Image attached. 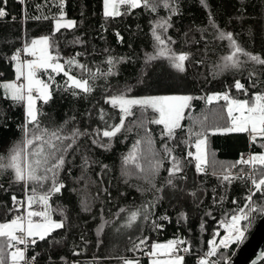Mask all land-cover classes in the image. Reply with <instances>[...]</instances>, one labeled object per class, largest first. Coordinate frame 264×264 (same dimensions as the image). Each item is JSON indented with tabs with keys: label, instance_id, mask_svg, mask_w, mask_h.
<instances>
[{
	"label": "trees",
	"instance_id": "16d2710c",
	"mask_svg": "<svg viewBox=\"0 0 264 264\" xmlns=\"http://www.w3.org/2000/svg\"><path fill=\"white\" fill-rule=\"evenodd\" d=\"M180 3L182 14L172 17L173 26L164 35L165 39L170 37L174 41L169 45L173 52L189 55L184 72L172 68L166 58L148 59L149 54L156 53L152 22L168 16L163 6L155 13L138 8L106 19L103 0H65V17L76 21V27L62 28L53 35V18L60 11L58 0H25L23 4L20 0H0V7L7 13L0 18V81L15 77L7 57L30 39L45 35L51 37V52L54 56L58 54L59 61L64 64L65 60L75 57L88 69L71 66L72 75L88 80L92 86L89 94L77 89L76 96L62 87L66 80L62 72L51 69L47 73L38 72L49 83L53 94L48 103L37 102L41 128H62L66 134L78 128L92 133L105 126V121L99 118L101 109L107 113V123H118L119 110L104 101L106 96L121 91H126L128 96L186 93L193 97L190 107L184 110L181 128L175 130L172 139L161 135V125L148 123L157 113L138 106L133 109L135 115L127 119L125 130L112 139L108 150L93 145L91 135L79 137L69 149L67 163L59 174L64 188L49 201L53 209L63 210L54 212L52 218L62 220L65 226L29 247L26 253L29 258L36 256L38 264H124L125 260L149 264L150 257L145 252L150 251L153 242L177 238L185 240L190 247V252L182 254L185 264H197L198 257L207 251V242L213 233L221 234L224 230L219 222L237 207L232 201L243 206L250 182L235 179L231 184L221 183L212 168L207 174L197 173L195 161L188 157L189 151L195 153V137L190 139L188 130L200 131L202 127L211 129L225 124L226 102L214 99L209 103L208 96L228 93L244 100L253 93L264 92V66L248 62L239 69L220 71L217 68L229 52V42L218 39L217 30L233 33L243 48L264 57V8L260 7L261 0H208V9L198 0H180ZM37 5L41 7L38 9ZM34 16L50 18L35 20ZM109 57L120 62L115 64L113 74L104 76L102 73H107L110 67ZM69 67L65 65V70ZM92 73H96L95 78ZM250 73L254 75L250 77ZM49 75L54 79L49 81ZM237 80L248 95L234 87ZM23 122V106L0 97V156H7L9 149L21 139ZM149 137L153 142L151 151L146 142ZM137 140L142 141L138 162L145 169L143 173L134 164L126 169L122 164L123 157ZM261 143L264 141L250 144L247 133L212 134L209 131L207 136V147L214 154L217 169L221 164L234 163L242 155L264 151ZM164 145L172 149V156L184 166L182 178L173 180L175 188L167 183V169L171 166L167 159L163 160L158 174L149 175V161L164 156ZM85 158L89 160L88 165L83 163ZM241 168L248 171L238 165L234 173H239ZM11 177V170H0V222L17 215L11 197L15 195L23 200L25 196L24 185L15 183ZM254 200L264 203L260 193ZM146 204L152 205L148 209L149 218L138 216L129 226V213ZM253 215L248 234L260 214ZM155 224L161 226L157 228ZM145 237L146 244L134 249L133 245ZM237 249L238 244L233 243L212 258L222 264L221 253L231 260ZM252 264H264V255Z\"/></svg>",
	"mask_w": 264,
	"mask_h": 264
},
{
	"label": "snow or ice",
	"instance_id": "6c2138e0",
	"mask_svg": "<svg viewBox=\"0 0 264 264\" xmlns=\"http://www.w3.org/2000/svg\"><path fill=\"white\" fill-rule=\"evenodd\" d=\"M24 2L25 0H20V3L23 4ZM198 3L205 9L209 8L208 0H198ZM64 6L65 0H58L60 11L59 16L53 18V35L62 28L72 29L76 27V21L65 18ZM161 6L168 11V16L160 17L152 22L151 33L155 41L156 53L154 56L149 54L148 59L166 58L172 68L178 72H184L185 61L189 59V55L173 52L169 45L174 41H171L170 37L165 39L164 35L173 26L172 17L182 14L180 0H103V15L107 19L130 13L138 8L155 13ZM40 7L37 5L38 9ZM260 7L264 8V0H261ZM122 8L124 11H121ZM6 15L5 9L0 7V18ZM243 15L242 12L241 16ZM49 18L48 16L32 17L35 20ZM211 18V14H209V19ZM212 26L215 27L214 22ZM217 31L218 39H226L229 42L228 54L223 56L222 62L217 65L220 71L239 69L248 62L264 66V57L243 48L233 33ZM117 35L119 36V34ZM52 48L51 37L47 35L26 42L22 48L16 49L11 56L7 57L14 68L15 79L0 81V97L11 101L13 105H21L24 108V122L20 125L21 139L9 149L7 156H0V170H11L12 180L18 184L22 183L25 187L23 200H18L15 195L11 197L13 209L17 215L13 216L11 220L0 222V264H38L36 256L31 258L26 256L29 247L35 246L38 241H44L55 230L65 226L62 220L56 221L52 218L54 212H62L63 210L53 209L49 201L64 188V184L59 180V174L67 163L65 157L69 149L76 144L79 137L91 135L93 145L108 150L112 139L125 130L127 119L135 115L133 109L138 106L141 109L151 108L153 112L157 113L158 115L148 123L161 125V135L172 139L175 136V130L181 128V121L185 118L184 110L190 107V101L193 99L192 96L188 95L135 98L129 97L126 91H121L106 96L104 101L119 110L118 123H107L105 119L107 113L101 109L99 118L105 121V126L103 129H94L92 133H88L86 130L81 131L78 128L67 134L63 132L62 128L54 130L41 128L39 121L41 112L37 102L42 101L46 104L53 98V94L50 91L49 83L40 79L37 75L38 72L43 70L47 73L48 69L56 73L62 72L66 77L65 85L62 87L65 91H70L73 96L78 95L77 89L85 94L92 92V86L88 80L78 79L70 74L71 66L79 67L84 71H88L87 67L79 64L75 57L65 60L64 64L59 63V56L52 54ZM22 54L32 56L34 59H22ZM119 62L109 57V70L102 75L113 74L115 64ZM65 65L70 67L65 70ZM91 75L93 78L96 77V73ZM252 75L254 73H250V77ZM53 79L49 75V81ZM234 87L248 95L247 90L239 80L235 82ZM214 99H222L226 102V122L223 125L217 124L211 129L202 127L200 131H193L190 128L188 130L189 138L195 137L196 152L189 151L188 157L195 161L197 173L207 174L209 168H212L213 175H216L221 183L231 184L235 179L250 183L243 206H240L236 200L232 201L237 207L230 213H226V218L219 222L220 227L224 229L223 236H220L219 231L213 233V238L207 242V251L199 257L197 264H220L218 260L211 258L217 256L220 249H228L231 244L242 242L254 219L253 214L264 215V203H257L254 200L257 193H260L264 199V151L249 153L246 157L242 155L234 163L230 165L221 164L217 169L214 154L210 153L207 147L209 131L212 134L217 132L247 133L250 144H255L258 140L264 141V92L253 93L249 99L244 100L234 98L228 93L207 97L209 103ZM200 123L202 124V122ZM140 126L143 127V123ZM146 142L151 151L153 143L151 138L149 137ZM141 143V140H137L133 149L123 157L122 164L125 169L128 165L134 164L139 172L145 171L138 162ZM260 147L264 149V143H261ZM163 153L162 158L149 161V175L154 177L158 174L163 166V160L167 159L171 165L167 169L169 175L167 183L175 188L176 185L173 180L177 177L182 178L180 174L183 172V163L172 156V149L167 145L163 146ZM83 163L88 165L89 160L85 158ZM238 165L246 167L248 171L245 172L244 168H241L239 173H233L232 169ZM152 186L155 187L154 184ZM191 195L194 196L195 193H191ZM34 205H38L39 208H34ZM151 206V204H146L142 206V209L131 211L127 217V224L130 226L141 215L147 220L149 218L148 209ZM13 209H9V211ZM120 211L124 212L125 209ZM154 226L159 228L161 225L155 224ZM217 237H220L219 240ZM146 241L147 237L140 239L139 243L133 245V248L140 249L142 245L146 244ZM21 245L23 247H20ZM181 252H190V247L187 246L185 240L177 238L164 244L153 242L151 250L145 252V255L150 257L149 264H185V257L180 254ZM221 259L223 264H229L228 259L223 257L222 253ZM124 264H139V261L125 260Z\"/></svg>",
	"mask_w": 264,
	"mask_h": 264
},
{
	"label": "water",
	"instance_id": "95a60500",
	"mask_svg": "<svg viewBox=\"0 0 264 264\" xmlns=\"http://www.w3.org/2000/svg\"><path fill=\"white\" fill-rule=\"evenodd\" d=\"M264 215H259L253 228L240 244L230 264H252L259 256H263Z\"/></svg>",
	"mask_w": 264,
	"mask_h": 264
},
{
	"label": "rangeland",
	"instance_id": "374dc122",
	"mask_svg": "<svg viewBox=\"0 0 264 264\" xmlns=\"http://www.w3.org/2000/svg\"><path fill=\"white\" fill-rule=\"evenodd\" d=\"M66 18V17H65ZM66 19H70V18H66ZM70 20H73V19H70ZM39 37H41V36H38V37H34V38H32V39H35V38H39ZM32 39H30L29 41H27V42H30ZM59 63H61V64H63L61 61H58ZM71 74V73H70ZM38 75V77L40 78V79H42V80H44L43 79V77L38 73L37 74ZM72 75V74H71ZM74 76V75H73ZM76 77V76H75ZM78 78V77H77ZM79 79V78H78ZM7 81H10V80H7ZM45 81V80H44ZM45 82H47V81H45ZM172 95H188V94H186V93H168V94H148V95H133V96H129V97H135V98H142V97H149V96H172ZM189 96V95H188ZM241 100H243V99H241ZM195 152H196V149H195ZM224 165H228V164H224ZM230 165V164H229ZM236 170H234V168L232 169V172L234 173ZM38 209V208H37ZM34 219H39V218H34ZM54 220H56V219H54ZM56 221H59V220H56ZM256 222V221H255ZM253 223V220H252V222H251V224ZM251 224H250V226H251ZM250 226L248 227V229L250 228ZM247 232H248V230H247ZM245 233V238L242 240V242L246 239V237L248 236V233ZM223 234H224V230L222 231V233L220 234V236H223ZM219 238L220 237H217V240H219ZM170 241V240H169ZM168 241H166V242H155V243H161V244H164V243H167ZM242 242H239V243H235V244H238V247L240 246V244L242 243ZM150 250H151V248H150ZM181 255L183 254V252H181L180 253ZM212 260H217V259H215V258H211ZM232 260V259H231ZM231 260H228L229 261V264L231 263ZM149 261H150V258H149ZM220 262V261H219ZM221 264V263H220ZM223 264V263H222Z\"/></svg>",
	"mask_w": 264,
	"mask_h": 264
},
{
	"label": "built area",
	"instance_id": "2783aa9c",
	"mask_svg": "<svg viewBox=\"0 0 264 264\" xmlns=\"http://www.w3.org/2000/svg\"><path fill=\"white\" fill-rule=\"evenodd\" d=\"M22 59L31 60V59H34V57L22 54ZM13 79H15V77ZM20 247H23V246L21 245ZM198 259H199V257H198Z\"/></svg>",
	"mask_w": 264,
	"mask_h": 264
}]
</instances>
